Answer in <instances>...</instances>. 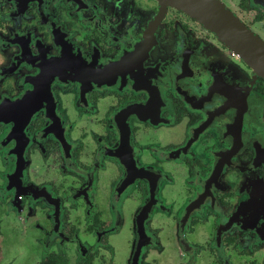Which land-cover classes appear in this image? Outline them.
I'll return each mask as SVG.
<instances>
[{
	"label": "flooded vegetation",
	"instance_id": "flooded-vegetation-1",
	"mask_svg": "<svg viewBox=\"0 0 264 264\" xmlns=\"http://www.w3.org/2000/svg\"><path fill=\"white\" fill-rule=\"evenodd\" d=\"M264 44V0H215ZM172 0H0V264H264V76Z\"/></svg>",
	"mask_w": 264,
	"mask_h": 264
},
{
	"label": "water",
	"instance_id": "water-1",
	"mask_svg": "<svg viewBox=\"0 0 264 264\" xmlns=\"http://www.w3.org/2000/svg\"><path fill=\"white\" fill-rule=\"evenodd\" d=\"M184 10L223 31V39L264 76V44L215 0H172Z\"/></svg>",
	"mask_w": 264,
	"mask_h": 264
}]
</instances>
